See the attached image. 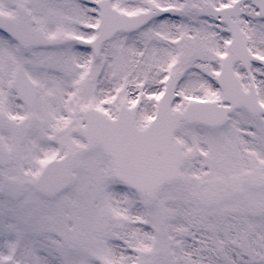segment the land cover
<instances>
[{"label": "snow or ice", "instance_id": "6c2138e0", "mask_svg": "<svg viewBox=\"0 0 264 264\" xmlns=\"http://www.w3.org/2000/svg\"><path fill=\"white\" fill-rule=\"evenodd\" d=\"M0 264H264V0H0Z\"/></svg>", "mask_w": 264, "mask_h": 264}]
</instances>
